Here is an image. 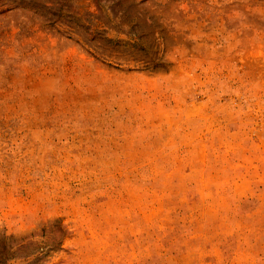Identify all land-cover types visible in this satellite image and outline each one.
Returning a JSON list of instances; mask_svg holds the SVG:
<instances>
[{
    "label": "rangeland",
    "instance_id": "374dc122",
    "mask_svg": "<svg viewBox=\"0 0 264 264\" xmlns=\"http://www.w3.org/2000/svg\"><path fill=\"white\" fill-rule=\"evenodd\" d=\"M22 1L0 0V264H264V0Z\"/></svg>",
    "mask_w": 264,
    "mask_h": 264
},
{
    "label": "trees",
    "instance_id": "16d2710c",
    "mask_svg": "<svg viewBox=\"0 0 264 264\" xmlns=\"http://www.w3.org/2000/svg\"><path fill=\"white\" fill-rule=\"evenodd\" d=\"M18 3H19V6L22 8V9H25L26 6L24 5V3H22L23 1L22 0H16ZM30 4V3H29ZM117 5H120L118 2L116 3ZM31 5H34L33 3H31ZM35 6V13H40L39 10H42V11H46L48 12L49 15L51 16H54V20H52L51 22H49V26L50 27H54V25L56 24L57 20L61 18L62 16V6H60L57 10L56 13L50 11L48 8L46 7H43L41 5H34ZM69 22H72L76 27H79L80 26V23L77 19H71L69 18L68 19ZM83 31L84 33L87 35V38L90 42H96V41H100L102 42L103 44H105L106 46H110V48L114 51H117L118 48H120L121 46H124L120 40L118 39H109L108 37H106V34H101L100 31H93L92 29L88 28V26H85L83 27ZM139 35L137 33H134L132 32L130 34V39L132 41V44L129 45V48L132 49V50H136V52H144V48L142 47H138L136 48V41H134L132 39V37H138ZM125 52H129L131 53L130 51H125ZM161 64L158 63V62H155L153 61L152 62V65H151V69H156L158 68V66H160Z\"/></svg>",
    "mask_w": 264,
    "mask_h": 264
}]
</instances>
